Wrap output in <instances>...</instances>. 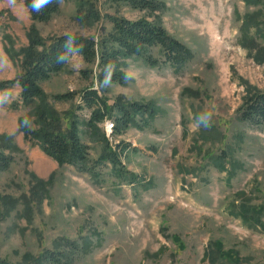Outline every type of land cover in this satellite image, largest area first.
Masks as SVG:
<instances>
[{"label": "rangeland", "instance_id": "374dc122", "mask_svg": "<svg viewBox=\"0 0 264 264\" xmlns=\"http://www.w3.org/2000/svg\"><path fill=\"white\" fill-rule=\"evenodd\" d=\"M158 1L165 4L161 11L104 0L99 7L102 15L160 23L192 51L177 71L140 57L122 61L128 83L108 84L103 94L109 104L120 96L154 104L157 113L142 128L116 135L104 122L95 131L87 128L90 112L76 106L85 88L101 86L94 73L84 76L97 69L80 55L42 83L63 129L64 113L77 110L90 159L102 154L103 133L114 148L129 144L120 159L139 182L120 178L109 162L97 167V178L60 166L19 130L23 117L38 126L35 105L21 103L18 84L0 89V151L12 156L0 171V260L25 264L27 255L60 251L71 254L62 264H264L263 228L234 214L246 203L262 207L264 221V128L239 119L248 95L264 92V2ZM77 16L78 0H60L45 23L33 22L24 0H0V82L22 72L32 26L44 38L72 33L97 39L102 24ZM151 55L164 61L158 47ZM71 91L78 92L72 100L53 98ZM205 113H211L207 127L199 120ZM222 152L228 155L223 164L217 161ZM211 242L240 261L215 255ZM70 243L79 247L73 253Z\"/></svg>", "mask_w": 264, "mask_h": 264}, {"label": "trees", "instance_id": "16d2710c", "mask_svg": "<svg viewBox=\"0 0 264 264\" xmlns=\"http://www.w3.org/2000/svg\"><path fill=\"white\" fill-rule=\"evenodd\" d=\"M112 5L125 4L138 10L161 11L165 4L158 0H104ZM248 3H260L264 0H245ZM35 0H24V4L33 22H48L55 15L60 6V0H46L40 7H34ZM102 0H78L77 20L81 22L94 21L101 23L103 28L97 37H84L78 34H65L44 38L35 26L28 31L29 44L22 49V72L14 79L0 82V89H11L15 84L20 86L21 103L24 106H33L38 126L33 128L27 117L19 119V130L32 145H38L50 158L60 166H73L82 173H89L94 178L99 176L97 167L106 162L111 163L113 170L122 179L139 182L137 176L127 171L120 159L121 153L129 144L119 143L117 148L112 147L108 136L103 133L104 149L100 157L93 161L89 158L88 146L80 135V117L77 110L87 109L90 112L86 126L91 131L98 129V125L111 120L113 135L121 133L129 126L142 128L148 120L155 117L157 110L152 103L125 101L122 96L109 104V99L103 94L108 84L126 85L129 78L121 71L122 61L132 57L143 58L151 66L162 63H171L176 71L182 68L192 57V51L180 40L173 37L157 22L146 19L132 21L118 15H102L100 6ZM108 21L111 27L107 29L103 22ZM158 47L164 61L154 58L151 49ZM80 55L92 65L94 69L84 70V76L94 73L95 81L101 86L100 91L90 86L80 94L77 110L64 113L68 120V127L61 126V116L54 109L49 108L47 95L42 83L53 75L60 73L69 59ZM78 92L55 94L57 101L72 100ZM140 117V119H137ZM239 119L256 127L264 128V92L248 95L239 111ZM226 152L217 157L223 164L227 158ZM12 162V156L0 151V171L6 170ZM222 167V166H221ZM224 168V167H222ZM41 184L43 181H39ZM235 215L243 221L260 226L264 230V221L261 220L262 207L257 209L246 203H241ZM72 253L79 247L74 243ZM87 245V244H86ZM85 245V246H86ZM214 245L215 255L226 257L235 263L240 259L234 251H224L220 242H211ZM74 247V248H73ZM75 249V250H74ZM71 254L46 251L38 256L27 255L25 264H62L63 260L70 261ZM212 261H215L211 255ZM0 264H11L7 260H0Z\"/></svg>", "mask_w": 264, "mask_h": 264}, {"label": "clouds", "instance_id": "9594fccd", "mask_svg": "<svg viewBox=\"0 0 264 264\" xmlns=\"http://www.w3.org/2000/svg\"><path fill=\"white\" fill-rule=\"evenodd\" d=\"M45 2H46V0H35L34 7L38 8ZM199 120L201 121V123L204 127H207L210 120H211V113H205V114L201 115L199 117Z\"/></svg>", "mask_w": 264, "mask_h": 264}, {"label": "built area", "instance_id": "2783aa9c", "mask_svg": "<svg viewBox=\"0 0 264 264\" xmlns=\"http://www.w3.org/2000/svg\"><path fill=\"white\" fill-rule=\"evenodd\" d=\"M105 129L107 130L108 134H110L113 130V122L111 120L105 121Z\"/></svg>", "mask_w": 264, "mask_h": 264}, {"label": "bare ground", "instance_id": "6f19581e", "mask_svg": "<svg viewBox=\"0 0 264 264\" xmlns=\"http://www.w3.org/2000/svg\"><path fill=\"white\" fill-rule=\"evenodd\" d=\"M42 164V163H41Z\"/></svg>", "mask_w": 264, "mask_h": 264}]
</instances>
